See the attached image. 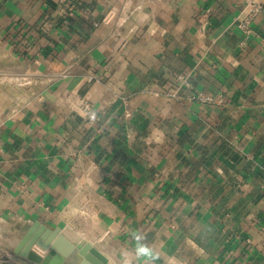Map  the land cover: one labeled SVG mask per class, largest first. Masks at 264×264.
I'll list each match as a JSON object with an SVG mask.
<instances>
[{"label": "crops", "instance_id": "0c3cea01", "mask_svg": "<svg viewBox=\"0 0 264 264\" xmlns=\"http://www.w3.org/2000/svg\"><path fill=\"white\" fill-rule=\"evenodd\" d=\"M242 7L0 0V264H33L36 221L107 264H264V10L244 39Z\"/></svg>", "mask_w": 264, "mask_h": 264}, {"label": "water", "instance_id": "95a60500", "mask_svg": "<svg viewBox=\"0 0 264 264\" xmlns=\"http://www.w3.org/2000/svg\"><path fill=\"white\" fill-rule=\"evenodd\" d=\"M36 245L46 252L44 256L35 252ZM13 253L33 264H65L67 258L77 253V264H107V258L88 242L82 243L79 234L69 227L50 229L34 222L23 233Z\"/></svg>", "mask_w": 264, "mask_h": 264}, {"label": "built area", "instance_id": "2783aa9c", "mask_svg": "<svg viewBox=\"0 0 264 264\" xmlns=\"http://www.w3.org/2000/svg\"><path fill=\"white\" fill-rule=\"evenodd\" d=\"M241 2L243 7L240 16L236 19V27L242 33L244 39H247L252 33L253 22L261 14V11L264 10V0H241ZM177 81L188 85V81L184 75H178ZM190 99L204 103L214 101V97L201 93L192 95ZM81 109L84 112H89L90 105L82 103Z\"/></svg>", "mask_w": 264, "mask_h": 264}, {"label": "rangeland", "instance_id": "374dc122", "mask_svg": "<svg viewBox=\"0 0 264 264\" xmlns=\"http://www.w3.org/2000/svg\"><path fill=\"white\" fill-rule=\"evenodd\" d=\"M2 257H3V259H5V256H2ZM71 258L73 259L72 264H77L80 261V259L77 258V253H73Z\"/></svg>", "mask_w": 264, "mask_h": 264}]
</instances>
